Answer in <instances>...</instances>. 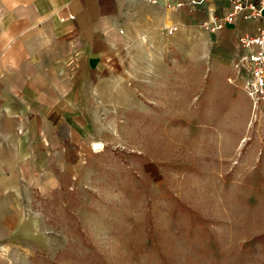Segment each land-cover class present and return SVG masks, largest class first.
Masks as SVG:
<instances>
[{"label": "rangeland", "instance_id": "1", "mask_svg": "<svg viewBox=\"0 0 264 264\" xmlns=\"http://www.w3.org/2000/svg\"><path fill=\"white\" fill-rule=\"evenodd\" d=\"M168 30L130 45L139 107L105 115L84 172L38 202L53 238L36 264H264V102L248 56L232 32L224 45L206 27Z\"/></svg>", "mask_w": 264, "mask_h": 264}, {"label": "crops", "instance_id": "2", "mask_svg": "<svg viewBox=\"0 0 264 264\" xmlns=\"http://www.w3.org/2000/svg\"><path fill=\"white\" fill-rule=\"evenodd\" d=\"M152 1L0 0V264H36L53 238L38 202L84 172L105 115L139 107L130 46L139 34L177 28L173 41L231 9L229 0ZM180 2L187 6L169 7ZM250 21L214 31V44L231 43L220 33L264 28Z\"/></svg>", "mask_w": 264, "mask_h": 264}, {"label": "built area", "instance_id": "3", "mask_svg": "<svg viewBox=\"0 0 264 264\" xmlns=\"http://www.w3.org/2000/svg\"><path fill=\"white\" fill-rule=\"evenodd\" d=\"M229 2L230 12L221 22L213 18L212 24L205 23L206 29L214 32L228 24H236L240 19L264 21V0H229ZM152 3L156 4L157 1L153 0ZM191 4L198 5L200 2L192 0ZM186 6V2H180L169 7L176 10ZM176 31L177 28H171L168 30V34L172 35ZM238 45L249 51L248 60L251 65L252 81H248L247 86L255 88L256 96L264 102V28L258 29L254 36H241L238 38Z\"/></svg>", "mask_w": 264, "mask_h": 264}, {"label": "water", "instance_id": "4", "mask_svg": "<svg viewBox=\"0 0 264 264\" xmlns=\"http://www.w3.org/2000/svg\"><path fill=\"white\" fill-rule=\"evenodd\" d=\"M263 15H264V12H263Z\"/></svg>", "mask_w": 264, "mask_h": 264}, {"label": "trees", "instance_id": "5", "mask_svg": "<svg viewBox=\"0 0 264 264\" xmlns=\"http://www.w3.org/2000/svg\"><path fill=\"white\" fill-rule=\"evenodd\" d=\"M36 262H37V260H36Z\"/></svg>", "mask_w": 264, "mask_h": 264}]
</instances>
